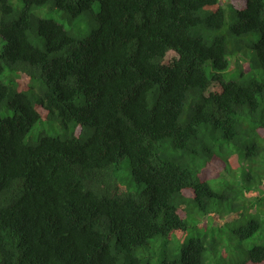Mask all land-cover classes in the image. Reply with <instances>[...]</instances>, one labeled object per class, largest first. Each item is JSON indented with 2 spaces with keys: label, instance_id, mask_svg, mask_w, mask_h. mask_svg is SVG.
<instances>
[{
  "label": "trees",
  "instance_id": "1",
  "mask_svg": "<svg viewBox=\"0 0 264 264\" xmlns=\"http://www.w3.org/2000/svg\"><path fill=\"white\" fill-rule=\"evenodd\" d=\"M0 37V264H207L264 229V0H0Z\"/></svg>",
  "mask_w": 264,
  "mask_h": 264
},
{
  "label": "rangeland",
  "instance_id": "2",
  "mask_svg": "<svg viewBox=\"0 0 264 264\" xmlns=\"http://www.w3.org/2000/svg\"><path fill=\"white\" fill-rule=\"evenodd\" d=\"M4 43L5 40L0 37V50ZM39 129H45V131L50 133L51 127H49L48 122L47 123L40 122L39 125L35 126L32 129L30 133L31 136L33 137L37 136ZM113 175L117 176L120 180L128 179L130 189L134 192L144 189L145 184L143 183L139 184L135 182L134 179L132 178L128 157H125L120 161V163L115 168V172L113 173ZM214 219L217 221L224 220L219 215H216ZM233 228H234L233 225L224 227L225 233L223 234L225 235L226 246H227V251L225 253V256L223 257L222 256L223 254H219V253L218 254L209 253L207 255V264H229L234 259L243 256L251 247L264 243V229L257 232L254 236L242 240L233 231ZM190 230L192 231L194 236H197L199 233L196 228ZM159 237L160 239H163L161 236ZM154 241L155 240L151 241V245ZM180 246L181 243H179L178 241H172L168 245L163 244L162 246H158L154 248L150 247L149 250H146V252L143 251L141 252V254L147 256L150 255L151 256L150 260H152V263L160 264L166 257L172 256L177 252V250L176 251L174 250V247H180Z\"/></svg>",
  "mask_w": 264,
  "mask_h": 264
}]
</instances>
